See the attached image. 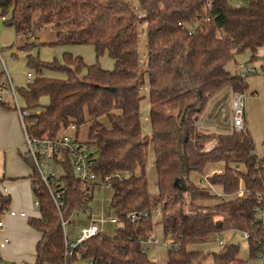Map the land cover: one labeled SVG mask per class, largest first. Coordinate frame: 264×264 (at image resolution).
Segmentation results:
<instances>
[{
  "label": "trees",
  "instance_id": "16d2710c",
  "mask_svg": "<svg viewBox=\"0 0 264 264\" xmlns=\"http://www.w3.org/2000/svg\"><path fill=\"white\" fill-rule=\"evenodd\" d=\"M242 1L238 6L232 0H137L139 18L124 0H0L3 25L16 35H33L35 29L48 26L55 32L50 44L36 39L21 47L26 67L33 72L32 81L16 89L27 113V133L37 139L54 138L70 124L76 131L87 124L84 144L96 154L95 174L118 176L106 193L111 196L105 214L118 221L114 233L81 242L65 256L61 221H69L93 195H85L63 155L65 173L59 181L66 191L58 212L32 162L19 154L31 170L32 193L38 201L39 217L27 221L39 235L34 264H74L78 259L91 264H155L141 245L152 223L144 169L148 142L139 117V21L146 23L148 122L162 229L172 239L166 264H201L206 258L208 264H247L254 259L264 264V223L257 217V209L264 210V158L255 154L244 126L226 134L207 133L197 126L219 92L228 88L232 95L246 93L247 77L231 74L226 65L244 52H249V63H255L264 51V0ZM65 46L92 47L96 63L86 64L70 53L50 62L32 55L36 48ZM105 54L113 62L110 71L98 64ZM43 98L48 100L44 105ZM0 106L14 109L3 102ZM211 142L212 148L204 151ZM218 163L223 170L206 178L208 187L190 181V173L202 174L207 165ZM210 187L230 197L219 199ZM242 188L245 196L238 194ZM212 200L216 203L211 206L200 204ZM9 203V196L0 192V218ZM131 212L148 216L131 223ZM229 232L248 235V260L238 258V245L226 242L216 252L189 250Z\"/></svg>",
  "mask_w": 264,
  "mask_h": 264
},
{
  "label": "rangeland",
  "instance_id": "374dc122",
  "mask_svg": "<svg viewBox=\"0 0 264 264\" xmlns=\"http://www.w3.org/2000/svg\"><path fill=\"white\" fill-rule=\"evenodd\" d=\"M133 10V12L139 17H142V10L140 9L137 0H124ZM232 3L235 5H243L242 0H232ZM35 14L34 17H36ZM1 25V24H0ZM3 25V24H2ZM1 25V26H2ZM3 28L8 29L3 25ZM12 30V29H11ZM14 32V31H13ZM3 37L7 38V34L4 31ZM37 36L38 42H54L55 41V32L48 26L46 28H41L40 30L35 29L33 31V35H25L21 36L19 42L21 43V47H25L27 44H31L35 41ZM138 55L140 61V71H141V88L139 91L140 103H139V113H140V123H141V131L142 136L148 142L145 152V176L147 180V187L151 202L150 208V216L152 229L149 236H152L153 240H151L146 246H143V250L145 251L147 257L154 262L155 264H166L167 254L170 251V242L172 241L169 235H164L162 229V218H161V202L157 195L156 189V177L154 173V160H153V152H152V143L150 141V126L148 122V113H149V100H148V77L145 72L147 69V49H146V23L145 21H139L138 26ZM35 39V40H34ZM36 40V41H37ZM37 43V42H36ZM48 51L54 55L55 58H60L58 54L59 50L53 47H46ZM81 48H87L88 56L84 55L83 59L86 64H94L96 60L94 59V54L92 51V47L90 46H81ZM258 55L260 58L255 63H249V52H244L243 54L236 55L234 60L229 62L226 65V70L231 74L236 73L238 70L236 66H258L257 73L253 75H249L246 78V100H245V110H244V129L247 130L252 137L254 142L255 154L258 157L264 158V59L262 58V53L259 52ZM4 63L5 58L2 56ZM6 64V63H5ZM98 64L104 70L110 71L113 68L112 61L105 54L103 57L98 59ZM262 64V67H260ZM106 65H111V69H106ZM3 63L0 61V71H3ZM21 69L17 70V74H20ZM5 75V74H4ZM2 83H6V77L3 76L1 78ZM7 84V83H6ZM17 89V88H16ZM6 96V95H5ZM10 96V95H9ZM8 98L9 103H13V98ZM18 102H20V98L18 97ZM48 100L43 98L41 100L42 104H46ZM21 103V102H20ZM13 107V106H12ZM232 116L231 113V92L228 88L222 90L218 93V96L213 97L205 107L203 114L200 116L197 126L207 132V133H229L231 130L230 118ZM104 124H106V120L104 118L100 119ZM107 125V124H106ZM87 124H84L79 128L78 131L68 130L66 135L70 138H76L79 143L84 144L87 139ZM213 143H209L205 145L204 151H208L212 148ZM6 157V174L16 175L20 174L22 171H28V167H26L25 163H23V159L18 158L16 154H12L11 152H5ZM23 161V162H22ZM223 164L218 163L215 165H207L202 174L190 173L189 179L190 181L200 187H208L206 178L215 172H222ZM215 167V169H214ZM241 172H244V168L239 166L238 168ZM140 170L137 169L134 174L139 175ZM219 174V173H218ZM20 176V175H19ZM212 194H222L219 187H210ZM11 199L14 198V193H11ZM104 196V195H103ZM100 192H95L92 201L88 204L89 213L93 215V219H97L99 215V206L102 203L103 197ZM111 194H105V207L108 204V200L110 199ZM216 203V200L207 201L200 203L203 206H211ZM28 207L27 209H29ZM33 210V209H32ZM37 212L38 209L33 210ZM93 213H92V212ZM5 216H2V218ZM75 216V215H74ZM72 217V219H76V217ZM87 215L82 214L80 217L82 220L85 219ZM264 223V216H258ZM1 219V218H0ZM72 219L66 224L65 230L68 235L69 241H74L79 236L80 225L76 222H73ZM81 220V221H82ZM116 227L114 225L105 226V232L108 235H112L114 229ZM219 241L223 243H231L239 246V254L238 258L241 260H248L247 257V241L243 238V234L240 232H229L222 236H216L209 239L204 243H197L189 247L191 251L202 252L203 254L216 252L220 246ZM209 258L204 259L201 264H208ZM74 264H88L87 260L78 259ZM249 264H261L260 259L249 260Z\"/></svg>",
  "mask_w": 264,
  "mask_h": 264
},
{
  "label": "built area",
  "instance_id": "2783aa9c",
  "mask_svg": "<svg viewBox=\"0 0 264 264\" xmlns=\"http://www.w3.org/2000/svg\"><path fill=\"white\" fill-rule=\"evenodd\" d=\"M237 74L241 78H245L249 75L255 73L254 68L245 67L242 65L236 66ZM8 81V86L0 85V102L4 101L3 94H9L12 96L14 101L15 110L18 113L21 127L24 137V152L23 155L25 158L29 159L38 176V179L46 187L48 194L51 198L53 205L56 210L60 212V209L63 205V200L65 196V186L62 181H59V178L64 176L65 170L63 163L65 162L66 156L70 163L71 174L74 179L80 182L84 189L86 190L85 195H93L95 192H100L104 197L102 203L99 206V217L93 219V215L89 213L88 205L81 206L73 216L76 219H72L73 222L78 223L82 219L80 218L82 214L87 215L83 220L87 221V225L81 226L79 229V236L74 241H69L68 235L66 233L65 227L66 224L70 221H61V227L63 230L64 245H65V256H70L72 249H74L78 244L84 242L96 235L105 233V226L114 225L115 227L118 224L117 219L112 215H106L105 207V194L111 190V180L113 177H118L117 175L98 177L94 172V167L96 163V154L92 148H87L85 144L79 143L77 139L70 138L66 135L68 130L75 131L76 127L73 124H70L66 129L60 131L54 138H42L37 139L31 137L27 133L26 125L24 119L27 117V113L23 111L22 107L18 104L15 90L6 74ZM245 100L246 93L232 95L231 98V113L230 118L231 131H240L244 126V110H245ZM3 192H6L4 189ZM239 195L245 196L247 193L245 189H241L238 192ZM107 196V194H106ZM219 199H228L230 196H223L222 194L216 195ZM221 200V201H222ZM109 201V200H108ZM34 209H38V201L34 200L32 203ZM92 212V211H91ZM11 217H20L25 218L26 214L23 211L7 212ZM93 213V212H92ZM148 216L147 212L140 213H128L127 218L131 223H137L140 219L146 218ZM264 216V210L257 209V217ZM259 218V217H258ZM2 227V220L0 219V228ZM114 233V232H113ZM147 235L146 239L142 241L141 245L146 246L151 240L152 236ZM245 240L248 239L247 234H243ZM6 239L0 240V248L2 244L7 243ZM223 242L219 241V246H222ZM171 246V242H170ZM91 264V262H88ZM249 264V263H247Z\"/></svg>",
  "mask_w": 264,
  "mask_h": 264
},
{
  "label": "crops",
  "instance_id": "0c3cea01",
  "mask_svg": "<svg viewBox=\"0 0 264 264\" xmlns=\"http://www.w3.org/2000/svg\"><path fill=\"white\" fill-rule=\"evenodd\" d=\"M3 20L4 19L0 18L1 25L3 24ZM1 25L0 61L3 63L4 70L0 71V74L5 77L7 74L16 93V88H23L32 81L33 72L26 67L25 53L21 50V43L19 42L21 36L16 35L13 28L7 27L8 29H6L3 28V25ZM4 31L7 34V38H4L2 35ZM35 39H38L37 36ZM38 43L50 44L52 42ZM56 48V50H59L58 54L60 57L63 53H70L73 56H80L82 58L84 55L88 56V49H83L81 46H65ZM92 51L94 54L93 48ZM259 52H261V56H263L264 51L262 50ZM32 55L38 56L39 59L44 62H50L53 58H55V56H53L54 52L52 54L51 51H48L46 47L34 49L32 51ZM2 56H4L6 64L4 63ZM258 66L259 65L250 66L254 68V74L257 73ZM245 67L249 66L245 65ZM260 67H262V64H260ZM105 68L111 69V65H106ZM18 69H21L20 74H17ZM45 76L50 78L56 77V75L53 73H45ZM6 83L8 84L7 78ZM6 83L1 82V85L8 86ZM7 97L11 98L9 94H3L4 101L2 102L8 104L10 107H14V102L12 104L9 103ZM16 97L18 101L19 96L17 94ZM20 102H18V104L23 107L24 103L21 98ZM6 150L14 155L16 154V156H18V158L21 160L19 154L22 155L24 152V137L21 122L15 107L14 109H5L0 106V192L3 195L9 196L10 198V203L7 211H5V216L3 218L1 217L2 227L0 228V240L2 241L6 239L8 242L2 244L0 248V264H34L35 246L39 240V235L29 227L27 221L30 218L39 217V213L38 211L34 212L33 210L35 209L32 206L34 197L31 188V180L29 178L31 170L26 165V163L22 161L25 163L26 167H28V171H22L20 174H17V176L6 174ZM218 173L220 172H215L214 174ZM4 189L6 192H3ZM11 193H14L13 199H11ZM28 207L30 208L27 209ZM9 211H23L26 214V217H11L7 213Z\"/></svg>",
  "mask_w": 264,
  "mask_h": 264
}]
</instances>
